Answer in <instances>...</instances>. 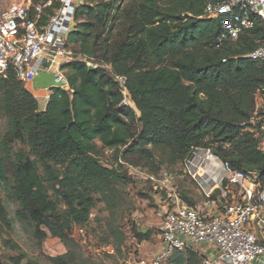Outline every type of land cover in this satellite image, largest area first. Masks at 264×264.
<instances>
[{
  "label": "trees",
  "instance_id": "trees-1",
  "mask_svg": "<svg viewBox=\"0 0 264 264\" xmlns=\"http://www.w3.org/2000/svg\"><path fill=\"white\" fill-rule=\"evenodd\" d=\"M216 1L84 0L67 38L73 57L61 66L68 90L51 88L44 110L11 70L0 76V240L13 225L3 189L15 221L38 243L50 235L70 248L73 228L87 227L97 204L115 215L126 155L175 167L206 149L264 186V156L247 130L264 115L257 107L264 63L245 58L263 32L256 26L235 41L223 38L219 21L201 19ZM105 151L114 168L101 162ZM115 222L106 223L104 241L112 238L119 252L125 238ZM148 238L141 232L136 240ZM183 253L179 264H203ZM70 256L49 260L70 264Z\"/></svg>",
  "mask_w": 264,
  "mask_h": 264
},
{
  "label": "built area",
  "instance_id": "built-area-1",
  "mask_svg": "<svg viewBox=\"0 0 264 264\" xmlns=\"http://www.w3.org/2000/svg\"><path fill=\"white\" fill-rule=\"evenodd\" d=\"M83 3L21 0L0 12V76L11 70L28 86L39 73L56 74L66 81L61 66L73 57L67 38L74 28L75 10ZM47 9L52 13L44 20ZM202 18L219 21L223 38L231 41L256 26L264 36V0H218L205 6ZM245 58L264 63V38ZM248 125L258 152L264 156V115L251 118ZM181 167L197 181L206 201L219 205L220 210L204 213L174 196L161 231L162 252L152 264L171 263L176 252L198 245L215 249V258L204 259L203 264H264V186L254 180L255 175L233 169L206 149H194ZM149 179L156 182L152 176ZM230 187L239 190V198L232 195Z\"/></svg>",
  "mask_w": 264,
  "mask_h": 264
},
{
  "label": "rangeland",
  "instance_id": "rangeland-1",
  "mask_svg": "<svg viewBox=\"0 0 264 264\" xmlns=\"http://www.w3.org/2000/svg\"><path fill=\"white\" fill-rule=\"evenodd\" d=\"M20 2L21 0H0V12ZM25 86L29 88L28 85ZM64 89L68 90L67 86ZM126 104L133 107L128 101ZM42 105L43 101H40V107ZM257 107L259 113H264V96L258 97ZM3 125L4 123L0 121V134L4 130ZM114 157L113 153L102 152L101 162L103 165L114 168ZM122 165H124L123 170H125L128 182L119 186L121 204L115 209V215L112 217L102 203L97 204L92 212L89 225L83 229L73 228L70 236L73 243L70 244V248H66L62 242L50 235L42 243H38L32 237L30 230L15 221L16 205L9 200L7 192L1 189V197L13 225L12 230L2 236L6 245L0 240V258L10 264L9 258L24 255L22 264L27 261L36 264H52L50 258L71 254L70 257L73 260L70 264H124L122 260L126 261L129 255L141 256L136 247L140 243L136 238L141 232L147 231L149 233L148 244L141 252L142 255H150L144 261L152 264L157 253L151 252L161 245L165 213L173 206L174 196L181 198L184 203L190 202L198 211H201L200 207H206L207 201L197 181L185 175L179 165L164 166L158 160L152 164L138 160L136 155H126ZM151 176L156 182L150 181ZM230 190L232 195L239 198L238 189L230 187ZM216 195H219V192H216ZM112 219L117 221L115 224L118 225L125 238L120 252L115 251L112 238L109 237L110 244H105L104 241L106 223ZM133 230L135 234H132ZM165 264H170V262Z\"/></svg>",
  "mask_w": 264,
  "mask_h": 264
},
{
  "label": "crops",
  "instance_id": "crops-1",
  "mask_svg": "<svg viewBox=\"0 0 264 264\" xmlns=\"http://www.w3.org/2000/svg\"><path fill=\"white\" fill-rule=\"evenodd\" d=\"M30 92L33 94V96L35 97V99L38 101V104H39V108L40 110H44L45 106H46V103H47V99H48V96L50 94V89L49 90H41V89H34L32 87V85L30 84L28 86ZM36 90V91H34ZM40 101H43V105L42 107H40ZM214 166H217L214 165ZM182 203L185 205L184 201L182 200ZM196 208V207H195ZM199 210H201V212H204V211H207L208 214H215L217 213L220 208H219V205H214L212 202H207L206 203V207H200ZM143 234H147L148 232L147 231H143L142 232ZM135 240V239H133ZM148 241L147 240H143L141 242H139L140 244L136 245V247L138 248V251L140 252L141 256H135L134 255H129L130 257L128 259H126V261H123L122 260V263L124 264H149L150 262H146L144 261L146 259V257L150 256V255H145L143 254L142 255V250H145L147 246V243ZM160 247V249H159ZM157 249H155L154 251H152L151 253L153 252H156L157 254L154 256V259L153 261L155 260V258L159 255V253H161L162 251V243L161 245L159 246ZM121 251V250H120ZM119 251V252H120ZM187 251H190V252H193L195 253V257L194 258H201L202 261L204 259H214L215 258V249L212 248V247H207L205 245H198V246H194L191 250H187ZM183 252H186V251H183ZM175 253L173 258H172V261L174 260V264H179L180 263V260L178 259H185V255L186 253ZM155 254V253H154Z\"/></svg>",
  "mask_w": 264,
  "mask_h": 264
},
{
  "label": "water",
  "instance_id": "water-1",
  "mask_svg": "<svg viewBox=\"0 0 264 264\" xmlns=\"http://www.w3.org/2000/svg\"><path fill=\"white\" fill-rule=\"evenodd\" d=\"M66 81L59 80L56 74L39 73L32 81L34 89L49 90L51 88H63Z\"/></svg>",
  "mask_w": 264,
  "mask_h": 264
}]
</instances>
